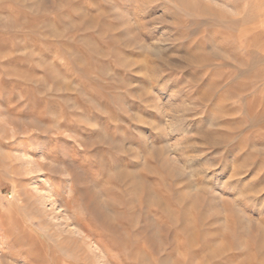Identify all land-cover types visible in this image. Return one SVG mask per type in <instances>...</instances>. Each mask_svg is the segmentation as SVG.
<instances>
[{"label": "rangeland", "instance_id": "1", "mask_svg": "<svg viewBox=\"0 0 264 264\" xmlns=\"http://www.w3.org/2000/svg\"><path fill=\"white\" fill-rule=\"evenodd\" d=\"M245 1L0 0V264H264Z\"/></svg>", "mask_w": 264, "mask_h": 264}, {"label": "bare ground", "instance_id": "2", "mask_svg": "<svg viewBox=\"0 0 264 264\" xmlns=\"http://www.w3.org/2000/svg\"><path fill=\"white\" fill-rule=\"evenodd\" d=\"M182 1V3H184V5L186 4H188L189 5V3H192V0H181ZM191 1V2H190ZM245 1V0H244ZM245 2H247V1H245ZM230 25V24H229ZM231 26V25H230ZM53 168V167H52ZM52 172L54 171V170H51ZM50 172V171H49ZM53 174V173H52ZM51 178V177H50ZM59 178V177H58ZM51 180V179H50ZM79 194H81V195H83V194H85V192H83L82 193V191H81V193L79 192ZM68 204V208H71V204L69 203V202H67ZM84 209H85V212H84V214H79V213H75L74 215H73V218L75 219V221H77V222H79L80 223V225H83V232H84V234H81L80 235V238H79V240H84V239H86V237H90L91 235V231H89L90 229H91V227H90V224L89 223H87V222H85V220H86V215L89 213L91 216H93L95 219H97V220H99V221H101V222H104V221H106V220H110V218H109V216L107 215V213L102 209V206H101V204L98 202V200H96V198L95 197H92V196H90V198L87 200V203H86V205H85V207H84ZM40 213V212H39ZM39 222H38V224L40 225V224H43V221L42 220H38ZM87 229H89V230H87ZM85 230V231H84ZM130 234V233H129ZM51 260L49 261V264H61L60 263V258L61 257H52L51 256ZM82 259V258H81ZM81 259H79V260H81ZM46 263V262H45ZM68 264H72V263H68ZM76 264H88V262H86L85 261V259L83 260V262H81V263H76Z\"/></svg>", "mask_w": 264, "mask_h": 264}]
</instances>
